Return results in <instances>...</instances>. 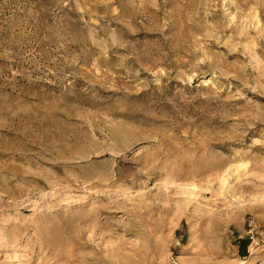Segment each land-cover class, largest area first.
Here are the masks:
<instances>
[{"label": "rangeland", "instance_id": "obj_1", "mask_svg": "<svg viewBox=\"0 0 264 264\" xmlns=\"http://www.w3.org/2000/svg\"><path fill=\"white\" fill-rule=\"evenodd\" d=\"M0 264H264V0H0Z\"/></svg>", "mask_w": 264, "mask_h": 264}]
</instances>
